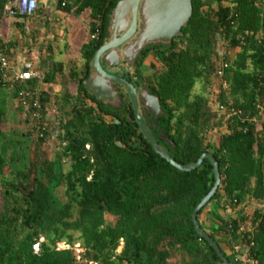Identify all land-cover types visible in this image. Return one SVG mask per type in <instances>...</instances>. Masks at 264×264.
<instances>
[{"label": "trees", "instance_id": "obj_1", "mask_svg": "<svg viewBox=\"0 0 264 264\" xmlns=\"http://www.w3.org/2000/svg\"><path fill=\"white\" fill-rule=\"evenodd\" d=\"M8 1L0 0V53L10 55L40 36L37 30L26 33L32 16H18L21 34L6 40ZM58 1L68 14L87 15L84 69L64 75L69 79L61 97L44 89V100H54L61 120L50 151L42 142L32 145L15 93L0 85V264H224L192 220L215 182L210 159L190 172L177 169L141 133L122 90L120 106L114 107L83 86L93 56L110 37V15L120 0ZM192 2L182 36L148 45L134 66L122 62L112 72L159 97L163 113L146 114V120L176 161L188 164L214 154L221 185L198 220L239 264L233 252L244 247L247 235L238 232V219L247 223L250 208L257 226L247 244L254 243L252 258L264 264V0ZM222 43L236 52L225 53L228 67L218 76ZM63 70L64 62H56L42 80L26 85H53ZM69 82L78 86L75 95ZM212 202L238 216L225 220L217 233L201 221ZM217 234L228 237L229 251ZM61 242L69 247L60 248Z\"/></svg>", "mask_w": 264, "mask_h": 264}, {"label": "water", "instance_id": "obj_2", "mask_svg": "<svg viewBox=\"0 0 264 264\" xmlns=\"http://www.w3.org/2000/svg\"><path fill=\"white\" fill-rule=\"evenodd\" d=\"M192 15V0H120L110 15V37L93 56L90 73L84 79L83 86L97 100L114 107L116 102L120 103L119 94L122 90L132 104L141 133L155 152L177 169L190 172L200 167L205 158L210 159L215 182L194 209L192 220L196 231L209 242L223 263L234 264L198 220L200 210L210 202L221 185L218 160L212 152H206L196 162L182 164L176 161L154 137L146 120V114L156 118L163 113L159 97L147 89H138L131 81L110 70L119 67L122 62L134 66L137 57L148 45L170 44L174 38L182 36V28L189 23ZM164 138L168 140L167 136Z\"/></svg>", "mask_w": 264, "mask_h": 264}, {"label": "built area", "instance_id": "obj_3", "mask_svg": "<svg viewBox=\"0 0 264 264\" xmlns=\"http://www.w3.org/2000/svg\"><path fill=\"white\" fill-rule=\"evenodd\" d=\"M40 0H9L4 5V14L8 18L14 17H31L35 15L38 9ZM99 35L97 31L92 38ZM222 50V49H221ZM226 51L222 50V56L216 64V74L223 76L225 69L228 67V62L225 57ZM42 73L34 68L32 62L21 63L15 65L10 55L0 53V85L8 92L15 93V104L22 111L25 119L29 136L35 143H51L54 142L61 131L60 111L52 101L44 100V89L41 86H27L26 83L30 80H42ZM226 82L223 85L226 86ZM222 110H227L228 106L221 105ZM234 113H237L235 108L231 107ZM89 148V145L87 146ZM236 202V201H235ZM246 216L249 218L247 223H243L238 219V232L247 235V239L243 248L236 247L233 252L234 261L239 264H257V261L252 258L250 252L251 246L247 241L252 240L253 230L257 223L252 222V211L248 208ZM234 218H238L237 210L232 211ZM229 229L233 231L232 223L229 224ZM38 247V245H36ZM35 246V247H36ZM79 258V257H78Z\"/></svg>", "mask_w": 264, "mask_h": 264}, {"label": "rangeland", "instance_id": "obj_4", "mask_svg": "<svg viewBox=\"0 0 264 264\" xmlns=\"http://www.w3.org/2000/svg\"><path fill=\"white\" fill-rule=\"evenodd\" d=\"M48 1L51 3V5L55 2V8L59 6L58 0H48ZM85 15L86 14L82 16L77 15L76 17H71L70 19L68 18L67 21H63V20L49 21L47 24L45 23V25H39L40 28L47 27L48 30L51 29L52 37L54 36L56 39L52 40L53 41L51 42L52 47H50V45L49 47L48 46L46 47V42H44V45H42L43 54L46 53L45 51L46 49H48V53H50L49 54L50 56L44 57V55H42V57H40L37 53H33L29 57L30 60H33L38 65V67L42 66L43 63L47 62L50 59L64 62L63 75L57 74L56 81L54 82L53 85L45 83V85L43 86V89H45V91H48L54 99L62 96L63 90L67 85L68 82L67 79H69V77L64 75L69 74V72L72 69H74L80 75L84 69L83 68L84 61L81 55L82 52L81 48L86 41V30L82 22L84 20V17H86ZM32 17L34 18V16ZM31 25H32L31 23L30 24L27 23V30L33 33L35 30L32 28ZM59 32L61 33L60 37L57 35V33ZM41 44L42 41L39 43V45ZM32 46H33L32 47L33 50L37 48L36 43H33ZM220 46L223 51H226L230 55L231 54L233 55L236 52V49H231L228 48L227 46L224 47L223 43ZM51 52L53 53L52 55ZM44 59H46V61ZM150 60H151L150 57L146 60V67H147L145 68L146 74L150 72V70L148 69L149 67L148 64ZM51 63L52 61L50 62V64ZM68 86H69L68 90L75 95L77 93L78 86L72 82H69ZM119 105H120L119 102L115 103V107ZM210 136L212 138L215 137L216 136L215 132H212ZM31 143L32 145H34L35 142L31 140ZM53 144L54 142L44 143V145L49 149V151L53 148ZM107 219L109 220L110 217L107 216ZM59 247L68 248L69 245L65 244L64 242H61L59 244ZM76 248L79 253L82 251L78 243L76 244ZM35 249L38 250V247L36 246Z\"/></svg>", "mask_w": 264, "mask_h": 264}, {"label": "crops", "instance_id": "obj_5", "mask_svg": "<svg viewBox=\"0 0 264 264\" xmlns=\"http://www.w3.org/2000/svg\"><path fill=\"white\" fill-rule=\"evenodd\" d=\"M38 8H39V12L34 17V19L29 18V20H27L26 22L28 24L31 23L32 28L34 30L39 31L38 34L40 38L38 39V42L36 43L37 48L33 50L32 49L33 43H32L29 48H23V47L17 48V50L13 52L12 54H10V56L13 59L16 66L19 67L21 63H25V62H32L35 69L39 70L41 73H44L47 70H51L54 64L59 61L50 59L47 62L43 63L44 65L42 64V66L38 67V65L33 60H30L29 57L33 53H37L40 57H42V55H44V57L50 56L49 55L50 53H48V49H46L45 51L46 53L43 54L42 45H44V42H46V47L47 46L49 47V45L50 47H52L51 42H53L52 40L56 39L54 36H53L54 38L52 37L51 29L48 30L47 27L40 28L39 25H45V23L47 24L49 21H57V20L67 21L68 18L70 19L71 17H76V15H75V12L73 14H68V12L65 9H62L60 6H57L55 8V2L51 5V3L48 0H40ZM85 16L86 17H84V20L82 22L84 24V27L86 30V36H87V32H88V28H87L88 26L86 22L87 15ZM6 19H7L6 29H5L6 40L8 41V40L16 39L21 34V30H22L20 27L17 26L18 19L8 18V17H6ZM19 21L22 22L24 20L21 19ZM26 33H30L29 30H27V27H26ZM60 34H61L60 32L57 33L59 37H60ZM30 37H32V35ZM41 41H42V44L39 45ZM52 54L53 53L51 52V55ZM44 60L46 61V59ZM51 61L52 63L50 64ZM44 85L45 83L43 82L39 83V86L41 87H43ZM230 216H234V213L232 211H230L229 209L225 210L220 204L213 202L209 208V214L203 215L201 217V221L204 222L205 226L208 229L217 233V230L221 226V224L225 220H227ZM217 238L220 240L222 248L226 251H229V247L227 245L228 237L224 234H217Z\"/></svg>", "mask_w": 264, "mask_h": 264}, {"label": "flooded vegetation", "instance_id": "obj_6", "mask_svg": "<svg viewBox=\"0 0 264 264\" xmlns=\"http://www.w3.org/2000/svg\"><path fill=\"white\" fill-rule=\"evenodd\" d=\"M125 65H127V64L125 63ZM128 66H130V65H128ZM110 70L112 71V69H110ZM110 70H109V71H110ZM116 74L120 76V74H118V72H117ZM117 88H118V86H117Z\"/></svg>", "mask_w": 264, "mask_h": 264}]
</instances>
